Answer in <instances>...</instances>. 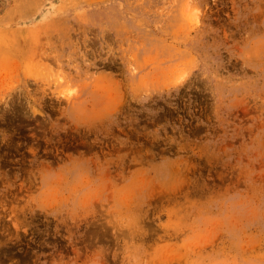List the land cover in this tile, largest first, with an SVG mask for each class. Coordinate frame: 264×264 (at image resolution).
I'll return each mask as SVG.
<instances>
[{
	"label": "rangeland",
	"instance_id": "1",
	"mask_svg": "<svg viewBox=\"0 0 264 264\" xmlns=\"http://www.w3.org/2000/svg\"><path fill=\"white\" fill-rule=\"evenodd\" d=\"M0 264H264V0H0Z\"/></svg>",
	"mask_w": 264,
	"mask_h": 264
}]
</instances>
